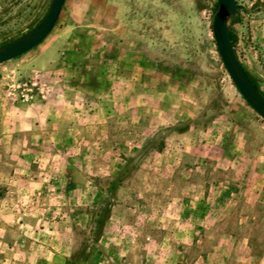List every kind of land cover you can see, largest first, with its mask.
I'll return each mask as SVG.
<instances>
[{"label": "rangeland", "instance_id": "rangeland-1", "mask_svg": "<svg viewBox=\"0 0 264 264\" xmlns=\"http://www.w3.org/2000/svg\"><path fill=\"white\" fill-rule=\"evenodd\" d=\"M48 2L0 0V44ZM215 2L131 0L110 34L113 54L131 62L127 113L114 109L119 90L105 96L113 136L70 146V158L45 160L47 131L14 127L15 105L44 98L25 59L63 5L38 44L0 63V264H264V120L221 66ZM235 3L234 48L264 93V0ZM47 166L67 168L71 182Z\"/></svg>", "mask_w": 264, "mask_h": 264}, {"label": "crops", "instance_id": "crops-1", "mask_svg": "<svg viewBox=\"0 0 264 264\" xmlns=\"http://www.w3.org/2000/svg\"><path fill=\"white\" fill-rule=\"evenodd\" d=\"M130 2L64 0L59 14V17L61 13L63 15L61 23L25 59L31 65V70L40 73L45 95L43 99L15 105L14 127H41L47 131L39 140V143L49 146V150L43 152L45 160L58 159L61 154L67 157L70 152L67 148L70 146L96 143L97 139H111L113 135L109 118L113 114V105H103L105 96L116 95L119 90L123 101L120 100L119 106L114 109L124 111L126 115L128 93L125 86L129 78L123 74L122 67L131 62L117 53L113 54L116 45L110 34L122 25L120 22L123 18L129 16ZM100 37H103L102 40ZM98 40L101 44L95 43ZM97 64L105 66L101 73H95ZM106 71L109 72L106 74ZM110 80L114 83L109 90L100 89L95 84L96 81L104 84ZM123 121L126 136V116ZM43 174L57 175L58 178L63 176L68 183L71 182L67 168L47 166ZM88 183L89 188L95 187L92 181Z\"/></svg>", "mask_w": 264, "mask_h": 264}, {"label": "water", "instance_id": "water-1", "mask_svg": "<svg viewBox=\"0 0 264 264\" xmlns=\"http://www.w3.org/2000/svg\"><path fill=\"white\" fill-rule=\"evenodd\" d=\"M210 29L221 66L232 84L256 114L264 120V93L255 86L246 73L229 36V16L235 15V0H215ZM64 0H49L37 22L23 33L0 44V63L14 58L38 44L56 22Z\"/></svg>", "mask_w": 264, "mask_h": 264}, {"label": "trees", "instance_id": "trees-1", "mask_svg": "<svg viewBox=\"0 0 264 264\" xmlns=\"http://www.w3.org/2000/svg\"><path fill=\"white\" fill-rule=\"evenodd\" d=\"M216 6V2H215V4H214V7ZM236 7H237V5H236ZM235 18V16L234 15H232V16H229V18H228V20L230 21V20H233ZM229 36H230V39L232 40V42H233V45H234V42H235V36H234V34L231 32V30L229 29ZM246 73H247V75L249 76V78L251 79V81L255 84V86H257V88H259L258 87V85H257V83H256V81L249 75V73L246 71ZM260 89V88H259Z\"/></svg>", "mask_w": 264, "mask_h": 264}, {"label": "built area", "instance_id": "built-area-1", "mask_svg": "<svg viewBox=\"0 0 264 264\" xmlns=\"http://www.w3.org/2000/svg\"><path fill=\"white\" fill-rule=\"evenodd\" d=\"M25 84V83H24ZM20 84H17V86H19Z\"/></svg>", "mask_w": 264, "mask_h": 264}]
</instances>
